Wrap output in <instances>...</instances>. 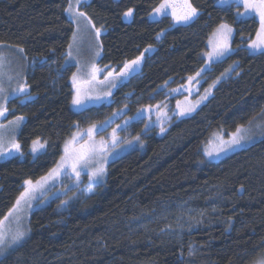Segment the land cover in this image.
<instances>
[{"label": "trees", "instance_id": "trees-1", "mask_svg": "<svg viewBox=\"0 0 264 264\" xmlns=\"http://www.w3.org/2000/svg\"><path fill=\"white\" fill-rule=\"evenodd\" d=\"M164 1L81 5L104 30L101 66L121 68L137 59L141 65L110 103L76 111V67L65 64L76 31L66 13L69 0H0V44L22 49L32 66L28 92L10 103V117L25 120L21 155L0 160V221L25 181L37 182L57 166L78 127L106 123L125 106L126 117H134L165 102L167 89L203 70L211 34L223 23L236 30L232 53L204 74L203 87L215 84L205 104L175 118L164 135L144 134V122L130 124L125 134L142 137L145 149L112 161L94 192L64 208L66 197H55L32 212L28 234L0 264H256L264 257V137L217 162L204 154L214 132L235 133L264 113V51L248 50L260 22L240 19V8L219 0H189L197 14L188 24L171 16L152 21ZM129 9L131 21L124 15ZM37 140L47 149L35 156ZM191 211L210 219L177 232V218L189 219Z\"/></svg>", "mask_w": 264, "mask_h": 264}, {"label": "rangeland", "instance_id": "rangeland-1", "mask_svg": "<svg viewBox=\"0 0 264 264\" xmlns=\"http://www.w3.org/2000/svg\"><path fill=\"white\" fill-rule=\"evenodd\" d=\"M70 4L75 8V0H69V5ZM82 4L83 3H81L78 8L80 12ZM162 4H166L167 7L161 13H157L155 10L150 16L152 21H158L165 16H171L174 22L180 25L190 23L196 16L191 17L187 21H178L176 19V16L182 15L188 11L186 5L190 4L189 0H165ZM219 4L221 6L234 5L240 8L237 10L240 19L256 18L260 22L259 12L251 7H246L244 0H228V2L219 0ZM66 13L75 23V32H77L78 36L75 44H73V41L71 42V44H73L72 55L69 56L67 53L65 62L66 66L73 65L76 67V72L74 74L76 76V82L74 83L73 78L71 79V83H73L74 86L71 106L73 110L82 111L92 106L110 103L113 100L114 93L129 79L130 75L140 67L141 62L139 60L138 64H127L130 66L127 75L121 74L125 71L124 66L121 68L101 66L100 61L103 57L102 35L104 34V30L100 29L101 35L97 42L95 31L99 28L96 27L89 16L85 14L84 17H80L76 20L71 16L68 9ZM133 13L132 11V16L125 17V19L131 21ZM77 25H79V31H77ZM222 25H226L230 28L231 32L227 33L220 25L211 34L209 39V51L205 55L206 65L203 70L199 72V75L191 77L194 79H189L185 85L174 89H167V100L165 102L144 107L134 117H126L125 112L128 107L125 106L122 110H117L113 118L106 123L94 124L84 128L78 127L72 137L67 141L64 147V154L54 168L59 169L58 174L48 179L38 190L32 192L31 196L33 198L22 201L19 208L13 211L11 216L7 215V220L2 221L3 223L0 227H3L5 230H10L8 233L9 237L12 232H15L17 228H19V230L25 232V238L29 232L31 214L36 209L48 204L53 198L60 196L66 197L65 203L63 202L62 204L63 207L61 206L64 208L65 205L73 203L80 198L81 194L88 195L94 192L96 186L106 180L108 166L112 161L133 150H144L146 142L142 137H130L125 134L124 130L130 124L133 122H144V134L156 130L160 135H164L168 125L173 122L175 118L181 119L191 116L205 104L212 96L213 87L215 86V84L206 87L202 86L205 72L211 70L215 63L224 60L233 51L232 42L236 30L228 23H223ZM224 37H226L228 51H226L224 55L218 57L215 55V51L218 50V46ZM256 39L257 36L254 41H256ZM254 41L248 46L249 52L251 54L263 52L264 50H254L250 47ZM98 44L102 47H98ZM97 52H99L98 56L96 54ZM0 56L4 58L3 65L0 67V87L4 89L3 92H0V105L7 109L4 115L0 116V138H2L5 150L9 148L12 149L9 154L0 156V160H3L20 156L22 153L19 142V132L25 117H21L22 119L20 120H18V118H11L10 103L12 99L28 92V88H26L25 93L17 92V88L25 84L27 85V75L29 68H32V66L29 64L23 52L8 45L0 44ZM93 66L99 69L95 74H93L92 71ZM109 73H111V76H109ZM77 96L81 103L73 104V100L77 98ZM239 129H241L238 134L240 137L239 144H230L233 133L227 134L224 131L214 132L204 148L207 161H220L246 148L257 140L262 139L264 137V113L248 126ZM37 141L43 144L44 147H37V150L33 151V143L32 152L35 156L47 149V144L45 142L42 140ZM13 143L19 144V151L12 148ZM66 148L68 149V153L65 151ZM89 148H94L95 152L90 153L86 161L78 163L76 171H73L68 155L76 154ZM100 167H103L104 173L94 177L92 173ZM77 173H79V175H77ZM188 215L190 216L189 219H185L186 217L183 215L177 218V227L179 230L177 232L189 230L193 228L196 223L201 222L202 224L206 219H210L209 216L200 214L198 211H191ZM24 238L16 244H12L10 239H7V246L0 245V250L3 251L0 258L15 248ZM256 264H264V257Z\"/></svg>", "mask_w": 264, "mask_h": 264}, {"label": "snow or ice", "instance_id": "snow-or-ice-1", "mask_svg": "<svg viewBox=\"0 0 264 264\" xmlns=\"http://www.w3.org/2000/svg\"><path fill=\"white\" fill-rule=\"evenodd\" d=\"M76 2V6L75 8L70 4L68 11L71 14V16L73 18H75L76 20H78L80 17H84L85 14L83 12L78 11V8L80 6L81 3H87L88 0H75ZM222 2H228V0H222ZM245 2V6L246 7H251L253 9H255L256 11L259 12V16H260V30L257 33V39L256 41L253 42V44L250 46L252 49L254 50H264V0H244ZM187 9L188 11L185 12L182 15L176 16V19L178 21L180 20H184L187 21L189 20L191 17L196 15V9L193 8L190 4H187ZM167 7L166 4H162L159 8L156 9L157 13H161L165 8ZM125 17H131L132 16V10L129 9L127 12L124 13ZM175 15V14H174ZM94 27V26H93ZM222 29H225V31L227 33L231 32V29L228 28L226 25H221ZM77 31H79V25H77ZM101 35V31L100 29H96L95 31V38L96 41H99V37ZM78 36H77V32H74L72 35V41L73 44H75L77 42ZM73 44H69L68 45V55L71 56L72 55V49H73ZM98 47H102L98 44ZM21 52L23 51L22 49L20 50ZM228 51V45L226 42V37L222 38L221 43L218 46V50L215 51V55L222 56L224 55V53ZM97 56L99 55V52L96 53ZM211 55V54H210ZM3 56H0V67H2L3 65ZM133 64H138L139 63V59H137L136 61L132 62ZM125 71L123 73H121L122 75H127V71L130 70V66L125 64L124 66ZM93 74H95V72L99 71V69H96L95 66H93ZM197 75H199V73H197ZM109 76H111V73H109ZM190 80L194 79V78H189ZM73 82H76V76H73ZM115 86V85H113ZM26 88L27 85H22L20 87L17 88V92L20 93H25L26 92ZM4 89L2 87H0V92H3ZM25 99L29 100L31 99V96L25 95ZM81 101L79 99V97L77 96V98H75L73 100V104H80ZM7 111L6 107H3L2 105H0V116H3L4 113ZM22 118H18V120H20ZM241 129H237L236 133L232 134V139L230 141V144H239L240 142V137H239V133H240ZM19 144H12V148H15L16 151H19ZM37 147L39 148H43L44 145L40 144L38 141H34V148L33 151L37 150ZM12 151L11 148L5 150L4 146H3V141L2 138H0V156H5L7 154H9ZM66 153H68V149H65ZM95 149L94 148H89L86 150H82L79 153L76 154H69L68 155V159L71 161V167L73 169V171H76V166L78 163H80L81 161H86V158L89 156L90 153H94ZM59 169H53L52 172L49 173V175L47 177H41L40 181H37L35 183H33L31 180H27L25 181V190L24 192L21 193L20 197H18L16 204L13 206V209L10 210L9 212V216L12 215V212L17 210L21 204L22 201H26L27 199H31L33 198L31 196V193L38 190L40 187H42L43 183H45L48 179L52 178L53 176L58 174ZM104 173V169L103 167L97 168L92 175L95 177L97 175H102ZM77 175H79V173H77ZM8 216H5L4 220H7ZM2 221H0V225H2ZM10 230H5L3 227H0V245H5L7 246V239H10L12 244H16L17 242L21 241L24 236H25V232L19 230V228H17V230L15 232H12L10 237L8 235ZM3 254V251L0 250V255Z\"/></svg>", "mask_w": 264, "mask_h": 264}]
</instances>
